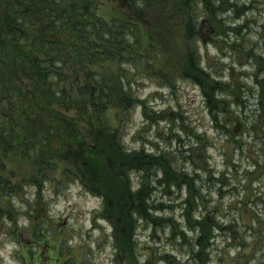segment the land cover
<instances>
[{
  "label": "trees",
  "instance_id": "16d2710c",
  "mask_svg": "<svg viewBox=\"0 0 264 264\" xmlns=\"http://www.w3.org/2000/svg\"><path fill=\"white\" fill-rule=\"evenodd\" d=\"M62 1L0 0V221L5 219L2 211L16 216L25 209L24 215L28 216L32 230L31 243L25 247L28 253L22 255L23 264L26 258L34 259L32 250L37 245L57 250L49 264L85 262L73 246L64 253L65 239L59 235L63 232L45 216L37 217L46 214L45 208H48L41 195L43 185L40 186L39 181L29 183L25 178L14 180L15 174L8 172L9 163L18 154L27 157L26 153L36 159L44 179L49 178V173L59 172L63 165L59 185H66L67 189L76 185L85 193L103 199L104 212L113 227L115 253H122L123 264H139L140 255L144 254L134 241L139 221L156 226V231L161 226L168 229L176 251L183 261L188 259V264H208V250L217 237L233 243L234 247L240 242L236 248L244 249L242 241L246 236L237 229L236 220L228 216V211L233 209L230 204L239 198L241 191H237L238 197L231 198L227 206L216 202L210 207L209 200L196 184L197 180L201 181V175L178 173L174 158L168 156L174 154L168 152L161 151L156 162L144 151L128 152L123 137L130 124L127 118L136 112V106L140 105L145 112L149 109V103L139 94L147 80H153L160 87L168 86L171 92L181 83L199 87L211 115L217 116L216 121L220 123V114H223L228 119L225 123V128L230 130L228 134H234L231 127L238 122L241 98L237 94L227 95L235 89L232 81L216 80L211 72L200 68V61L204 60L201 47L206 48L209 42H221L240 50L242 45L235 42L242 41L241 30L247 29L249 8L240 7L235 0L219 3L217 0H104L101 5L80 0L85 6L71 2L70 6H63L66 9L61 12ZM229 10L232 15L238 13L233 20L243 18V22L227 24L225 21L229 18L219 14ZM229 32L237 39L230 41ZM68 47L75 52L70 59L74 58V63L84 70V80L82 82L75 74L69 85L61 87L64 78L58 70L66 68L64 62L69 58L64 61L62 55L69 53L66 52ZM108 64L115 67L110 78L96 70L97 65L104 68ZM207 66L219 75L209 63ZM217 91L223 92L224 97L218 99ZM55 107L83 114L84 127L71 126L72 120ZM109 112L108 121L105 116ZM165 164L175 171L165 169L160 184L157 180L153 185L155 170ZM41 165L46 168L45 173ZM203 171L210 172L208 168ZM134 172L140 185L137 190L132 186ZM210 173L209 179L214 175ZM58 180L48 179L49 186H54ZM115 182L120 186L119 191L112 187ZM26 186H38L33 203L30 198L19 196ZM166 186L172 190L170 198L159 200L157 191ZM185 186L187 196L180 200ZM227 188L233 189L231 184L221 185L217 189L218 197L227 195ZM243 190L248 189L244 186ZM57 192L63 194V190L56 187L51 195L58 197ZM244 193L243 197L249 199V193ZM177 200L183 208L180 213L184 217L183 226L175 216L158 214L173 212ZM244 204L246 202L243 207ZM195 211H201L200 219L194 218ZM246 212L239 210L238 213L242 216ZM217 216L229 222L224 224ZM250 218L258 219L254 212ZM253 223L258 224L242 223L240 227L250 234L257 231L261 236L260 228L252 231ZM185 227L193 232L198 227L199 235L190 237ZM63 230L69 234V230ZM195 240L198 245L194 244ZM186 244L189 247L183 250L181 247ZM195 248L201 251L197 253ZM166 258V263L174 261L171 255ZM215 261L216 264H232L225 252Z\"/></svg>",
  "mask_w": 264,
  "mask_h": 264
},
{
  "label": "rangeland",
  "instance_id": "374dc122",
  "mask_svg": "<svg viewBox=\"0 0 264 264\" xmlns=\"http://www.w3.org/2000/svg\"><path fill=\"white\" fill-rule=\"evenodd\" d=\"M91 1L97 5H101L104 0ZM235 1L239 2L240 7L246 6L249 8V12L256 11L258 15L264 13V7H262V5H264V0H247V2H244V0ZM71 2L79 3L81 1L63 0L59 4L61 12L66 9L63 6H70ZM80 4L85 6L83 2ZM69 11L71 12V9ZM237 14L238 13L227 18L233 19ZM246 17L248 19L246 22L247 29L241 30L243 35L242 41L236 40L235 42L238 45H242L240 50L221 42L213 44L221 55H228L229 53L225 52L224 49H229L231 52L229 59L230 61H235V63L230 62L224 64L217 56L210 53L208 47L204 48L203 52L206 64L209 63L210 67L212 66L217 69L219 75L223 74L224 68L228 69L229 80L230 82L232 81L235 89L234 91L227 93V95L231 96L237 94L238 98H241L242 103L240 114L237 116L238 124L236 123L234 127H231V131H233L234 134H228L230 130L229 128H225V123L228 120L227 118L223 117V122L217 123V116L213 117L211 115L199 87L181 83L174 92L169 91L166 96L163 92L159 91L160 85L153 80H147V82L142 84L143 86L139 94L142 95L144 90L150 88L152 85H157L158 87L148 92L143 99H146L147 102L157 98H159L161 102H166L168 99H171L176 103V110H173L171 105L168 108L161 110L159 113H157L151 106H149L147 112L141 109V115L148 123L143 124L131 137L133 142L140 139L142 143H150L152 146L156 147L158 151H162L160 150L158 143L155 141H147L146 136H144V133L150 130L153 123L157 124L156 135L160 137V139L164 140L169 145L173 138L177 140L179 147L175 152H168L174 154L168 156L174 158L175 163L173 165L176 166L178 173H184L182 170L184 163L191 162L194 169L192 175L197 174L199 176L200 173L195 171V169L203 171L205 168H208L210 172L212 171L215 173L216 169L209 164V161L214 159V157L207 151V148L210 146L216 148L218 154L224 157L223 163L225 167L220 170L218 176L212 174V177L209 179L210 172H207L206 177L201 176L200 187L206 186L209 189L207 194L204 193V196L209 200V205H211L212 200L215 199V201L220 203L221 206H224L226 197L229 198L227 201L228 205L231 198L238 197L236 196L237 191H241L243 196L245 195V191L249 193V199L241 196L240 193L239 198H235L230 204V207H233V209L231 208V210L228 211V216L236 220L238 226L237 229H240L241 232L244 233V236H246V240L242 241V243H245L244 249H241V247L236 248L239 247L240 242H237L235 245L236 247H234L233 243L229 241L224 242L222 241V237H219L224 247L221 248L220 244L216 241L213 242L211 249L208 250V256H210V260H206L208 264H211V256L217 259V256H222L224 252L226 256H229V261H231L232 264H264V54H261L264 53V25H260L262 29V31L258 33L260 40L251 41L249 39V34L254 31L251 25L257 23V18L248 15H246ZM257 48L261 50V53L256 51ZM251 49L252 52L249 53ZM66 52L69 53H64V55L61 54L63 56L62 60L65 61V59L69 58L68 62H64L67 63L64 65L66 68L58 70L64 78L61 81V87L69 85V83L73 81L75 74H78V77L82 82L84 80V70L81 71V65L75 64L74 58L70 59L75 55L74 50H72L71 47H68ZM114 68V65L111 64L104 66V68L101 67V65L96 66L97 72L107 74L109 78L113 76V73L115 72ZM249 77L252 79V84L247 83V78ZM114 78L115 76L112 80H114ZM259 79L261 80L258 83ZM225 82L228 83V81ZM253 85L256 87H253ZM196 89H198V93ZM198 96L203 97L202 103L204 107L208 109V114L212 119V124L209 127L216 132L215 136L207 130L204 133L195 132V124L204 125L205 123L202 115L203 109L197 104ZM253 99L255 101L254 107L251 106ZM55 109L57 111L59 110L58 107H55ZM59 111L60 114L67 115L70 121L72 120V123H70L71 126L76 129L84 127L85 116L83 114L80 115V113L78 114L75 110L66 111L60 109ZM189 111H191L192 114L186 115L185 113ZM110 113L111 112L107 113L105 116V119L108 121L111 119L109 118V116H111ZM161 119L169 120L173 128L176 126V120L179 119L180 127L185 132V136L180 137L177 133L173 132L171 128L169 129L168 134L165 135L164 131L160 129L158 124V121ZM127 120H129L130 124L127 126V131L125 130L126 132L124 133V136L127 135L128 130L135 127L137 123L135 113L132 114V116H129ZM250 120L251 124H249ZM132 121L133 123L131 126ZM221 134H226L228 137L223 143H220ZM246 136L251 137V141L246 140L244 138ZM189 137H194L198 141V144L190 145V147L185 148V142L190 143ZM140 150L145 152L143 147H141ZM134 151L138 152L137 150ZM25 155H27V157L18 154L17 157L9 163L7 170L9 173L15 174L13 176L15 177L14 180H22L25 178L29 183L39 181L40 186L43 185L41 186V189L43 190L41 195L45 197L48 208H45L46 214H38L37 217L43 218L45 216V219L48 222L57 226V229L63 232L59 235L65 239L63 242L64 253L65 251L70 250V247L73 246L75 247L77 255L81 256L82 254L84 257L85 262L83 264H123L122 253H115L112 239L113 227L107 219V213L104 212L103 199L99 196L85 193L82 188H79L76 185H72L69 189H67L68 186L66 185H59L62 175L60 172L63 165L59 169V172L55 171L53 172L54 174L49 173L48 179L50 181L55 182L59 178L54 186H49L48 179H44L41 175V167L36 159L31 154L26 153ZM150 155L154 158V162L159 160L158 157L160 156L154 154ZM247 164H253L255 167L248 168L245 166ZM42 168L45 173L46 168L43 166ZM169 168L170 166L165 164L159 169L165 171V169ZM170 169L175 171L173 167ZM173 171L172 173H174ZM132 175L134 177L132 186L139 184L136 176L137 173L134 172ZM161 179L162 178L157 179L158 184H160ZM233 181H235V183H233ZM225 184H231V187H233L232 190L227 188V195L222 198L218 197V195H216V197L211 196L212 190H215L217 193V189L219 190L221 185ZM38 186H26L22 188L19 192V196L22 199H26V197L30 198L33 203V200L37 199L35 192L37 191V188L35 187ZM244 186L247 187L248 190H243ZM56 187L63 190V194L57 192L59 196L53 197L51 194H53V190H55ZM112 187L116 191H119L120 189V186L116 182ZM170 192H172V190L167 186L164 189H159L157 191V198L159 200L165 198L169 199ZM147 194L148 193H146L145 196L149 198ZM151 197L153 198L154 195ZM243 198L244 201L242 200ZM142 199H144V196ZM43 201V199L39 200L40 203ZM244 202H246V204H244L245 207H243ZM178 207L180 208V204L176 203L172 216H175V210ZM149 208L150 207H148V209ZM239 210H247V212L245 215L241 216L238 213ZM24 211L25 209H22V212L16 216L12 215L10 212L2 211L5 215V219L0 221V264L24 263L22 255L28 253L25 252V247L31 243L29 235L32 230L29 226L28 216L24 215ZM169 212L171 211L169 210ZM252 212L255 213L258 219L250 218ZM233 213H235V215H233ZM160 215L170 217L168 215H163V212L160 213ZM9 221H11L12 224H10ZM23 221H27V223H23ZM252 222L258 223L252 224V231L254 232L256 229L260 228L262 232L261 236L257 235V231L250 234L248 231L244 230V227H240L242 226V223L247 225ZM155 227L156 226L153 227L150 224H145L144 221L138 222V229L135 230L134 241L139 245L141 252L144 253L140 255L139 264H159V261L162 259L165 261V264H188V259L186 258L183 261L181 258L182 255L176 251L175 244L170 237L168 229L161 226L158 228L159 231H156L157 228ZM109 228L111 231H109ZM149 228H151V231H148ZM63 229L69 230V234L65 233ZM141 237L144 238L141 239ZM249 237H251V239H249ZM194 244L198 245L199 242L195 240ZM165 247L170 250L162 251ZM188 247L189 245L186 244L181 248L185 250ZM229 249L235 250V255H232ZM196 250L197 253L201 251L200 248H195V251ZM32 251H35L34 259L29 260L26 258V264H48L52 262L57 252L55 248L47 250V246L43 247L40 245H37L36 248L34 247ZM47 254L49 255L47 256ZM167 255H171L174 261L166 263L168 260L166 258ZM190 264H195V262H191Z\"/></svg>",
  "mask_w": 264,
  "mask_h": 264
},
{
  "label": "clouds",
  "instance_id": "9594fccd",
  "mask_svg": "<svg viewBox=\"0 0 264 264\" xmlns=\"http://www.w3.org/2000/svg\"><path fill=\"white\" fill-rule=\"evenodd\" d=\"M219 2H220V0H217V3H219ZM244 2H247V0H244ZM262 7H264V5H262ZM219 15L223 16V17H231L232 16V11L229 10L227 12L220 13ZM247 15L257 18V23L251 25V27L254 29V31L249 34V39L251 41H258V40H260V36L258 35V33H260L262 31L260 25H264V13H261V14L258 15L256 11H251ZM225 22L227 24L236 25V24L242 23L243 22V18H241L239 20L227 19ZM221 38H223V37H221ZM228 38H229L230 41L234 40V39H237V37L234 36V34L232 32L228 33ZM207 47H208V50L210 51V53H212L213 55L217 56L219 58V60L221 62H223L224 64H228L230 62L231 63H235V61H230V59H229V57L231 55V52H230L229 49H227V48L224 49L225 52L229 53L228 55H221L220 52L218 51V49L211 42L208 43ZM203 51H204V49H203V47H201V52H203ZM256 51L258 53H261V50L259 48H257ZM261 54H264V53H261ZM199 66H200V68L204 69L205 71L211 72L213 77L216 80H223V81H228L229 80V75H228V69L227 68L223 69V74L222 75H217L211 68H209L207 66L206 62L203 59L200 61ZM245 67H247V66H245ZM247 83L248 84H252V79L250 77L247 78ZM157 87H158L157 85H152L150 88L145 89L144 93L141 95V99H143V97L145 95H147L148 92L152 91L153 89H155ZM253 87H256V86L253 85ZM159 91L163 92L167 96V94L169 92V87L168 86L159 87ZM196 91L198 93V89H196ZM216 97L218 99L223 98L224 97V93L220 92V91H217ZM202 101H203V97L202 96H198L197 97V104L199 105L200 108L203 109L202 115L204 117L205 123H204V125L195 124L194 125L195 132L196 133H204L207 130L213 136H215L216 132L213 131L211 127H209L212 124V119H211V117L208 114V109L206 107H204ZM148 103L157 113H159L163 109L168 108L170 105H171L173 110H176V103H175V101H173L171 99H168L166 102H161V100L159 98H157L155 100H149ZM251 106L252 107L255 106L254 99H253V102H252ZM232 107L236 108V105L233 104ZM236 111H237V114H239V109L238 108H236ZM185 114L186 115H191L192 113H191V111H189V112H186ZM220 115H221V121L223 122V114H220ZM135 117H136V120H137V123H136L135 127H132L128 131V134L123 137V143L125 145H127L125 150L128 151V152H131L133 150L139 151L141 149V147H143L146 153H150V154H154V155L159 156L161 154V151H158L156 147L152 146V144L147 143V142H143L142 143V141L140 139H137L134 142L131 140V137L135 134L137 129H139L143 124L148 123L144 119V117L141 115V106L140 105L136 106ZM158 124H159L160 129H162L164 131L165 135L168 134L169 129L171 128V130L173 132L177 133L180 137H184L185 136V132L180 127V120L179 119L176 120V126L174 128L172 127L170 121L167 120V119L159 120ZM249 124H251V120L249 121ZM156 132H157V124L153 123L151 125L150 130L148 132L144 133V136H146L147 141H155L156 143L159 144L160 150H162L164 152H175V150L179 147V145L177 143V140L175 138H173L171 140V144L169 145L164 140L160 139V137H158L156 135ZM227 138L228 137H227L226 134H221L220 143H223L225 140H227ZM244 138L246 140L251 141V137L246 136ZM189 141H190V143L189 142H185V144H184L185 148L190 147V145H197L198 144V141L194 137H189ZM207 151L209 153H211V155L214 157V159L209 161V164L213 168L216 169L214 175L218 176L220 174V170H222L225 167V165L223 163L224 157L222 155H219L218 152H217V149L213 148L211 146L207 148ZM245 166L248 167V168H254L255 167V165H253V164H247ZM182 170L184 172L188 173L189 175H192L193 171H194L192 163L191 162L184 163V166H183ZM155 171H156V175L152 178V181H151V183L153 185H156L158 178H163V176H164L163 169H159L158 168ZM195 171L199 172L202 177H206L207 176V173L202 171V170H200V169H195ZM233 183H235V181H233ZM196 184L198 186H200L201 185V181L197 180ZM139 187H140L139 184H135L133 186V190H136ZM172 187L175 188V185H173ZM201 191L203 193L207 194L209 192V189L206 186H204V187H201ZM216 195H217L216 191L212 190L211 191V196L212 197H216ZM186 196H187V191H186V186H185V189L183 190V194L180 196V200L185 199ZM241 196H243V193H241ZM180 200H177L176 203H179ZM228 200H229V198L226 197L225 198V206L227 205V201ZM215 203H216V201H215V199H213L212 200V204L210 205V207L212 205H214ZM181 212H183V208H179V207L176 208V210H175V218L178 221H180L181 225L183 226L184 225V217L180 215ZM158 214H160V213H158ZM163 215L171 216V215H173V213L169 212V211H165L163 213ZM233 215H235V213H233ZM193 216H194L195 219H200L201 216H202V213H201V211H195L193 213ZM217 219L220 220L224 224H227L229 222L228 219H225L222 216H217ZM23 223H27V221H23ZM184 230L188 233V235L190 237L198 236L199 232H200L198 227L196 228L195 232L188 230L187 227H185ZM109 231H111L110 228H109ZM148 231H151V228H149ZM214 232H218V229H214ZM143 238L144 237H141V239H143ZM179 239H180V237L177 236V240H179ZM249 239H251V237H249ZM216 242L218 244H220L221 248L224 247V245H223V243H222V241L220 240L219 237L216 238ZM169 250L170 249H168L167 247L162 249V251H169ZM229 251L232 253V255H235V250L229 249ZM159 264H165V261L160 260ZM211 264H216L215 259H213L211 261Z\"/></svg>",
  "mask_w": 264,
  "mask_h": 264
}]
</instances>
